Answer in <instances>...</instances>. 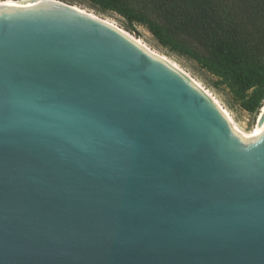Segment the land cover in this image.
Segmentation results:
<instances>
[{
    "label": "water",
    "instance_id": "water-1",
    "mask_svg": "<svg viewBox=\"0 0 264 264\" xmlns=\"http://www.w3.org/2000/svg\"><path fill=\"white\" fill-rule=\"evenodd\" d=\"M0 3V264H264V109L250 140L128 32Z\"/></svg>",
    "mask_w": 264,
    "mask_h": 264
},
{
    "label": "trees",
    "instance_id": "trees-1",
    "mask_svg": "<svg viewBox=\"0 0 264 264\" xmlns=\"http://www.w3.org/2000/svg\"><path fill=\"white\" fill-rule=\"evenodd\" d=\"M85 1L146 26L160 45L227 84L246 112L264 106V0Z\"/></svg>",
    "mask_w": 264,
    "mask_h": 264
},
{
    "label": "rangeland",
    "instance_id": "rangeland-1",
    "mask_svg": "<svg viewBox=\"0 0 264 264\" xmlns=\"http://www.w3.org/2000/svg\"><path fill=\"white\" fill-rule=\"evenodd\" d=\"M90 12L104 20L114 23L120 29L128 32L135 38L141 40L151 50L166 56L182 70L189 74L204 89L208 90L220 106L228 113L241 132L251 134L257 126V119L261 110L256 113H248L242 107L240 101L235 97L232 89L221 82V80L204 70L197 62L188 57L171 52L168 48L159 44L156 38L149 32L146 26L138 23L130 24L117 13L104 11L85 0H59Z\"/></svg>",
    "mask_w": 264,
    "mask_h": 264
},
{
    "label": "bare ground",
    "instance_id": "bare-ground-1",
    "mask_svg": "<svg viewBox=\"0 0 264 264\" xmlns=\"http://www.w3.org/2000/svg\"><path fill=\"white\" fill-rule=\"evenodd\" d=\"M3 2H7V4H11L12 2L10 1V0H2V1H0V3H3ZM107 21V20H106ZM108 22H110V21H108ZM110 23H112V22H110ZM112 24H114V23H112ZM142 44H144L141 40H139ZM145 45V44H144ZM146 46V45H145ZM147 47V46H146ZM148 48V47H147ZM150 49V48H149ZM151 50V49H150ZM151 51H153V50H151ZM154 53H156L157 55H159L160 57H162L163 59H165V60H167L168 62H170L171 64H173L174 66H176V67H178V68H180L178 65H176L173 61H171L170 59H168L166 56H164V55H161V54H159V53H157V52H155V51H153ZM197 84H199L198 82H196ZM200 85V84H199ZM206 90V89H205ZM206 92L210 95V96H212L213 97V95H211V93L208 91V90H206ZM215 99V98H214ZM216 100V99H215ZM216 102L219 104V102L216 100ZM262 109H264V106L262 107ZM225 111V110H224ZM225 113L228 115V113L225 111ZM259 115V114H258ZM229 117V116H228ZM230 118V117H229ZM231 119V118H230ZM232 120V119H231ZM233 121V120H232ZM232 127H233V129L238 133V134H240L244 139H246V140H250V139H252L253 137H255V135H257L260 131H261V129L259 128V127H257L256 126V128H255V131L253 132V133H251V134H245V133H243V132H241V130L237 127V125L233 122V124H232Z\"/></svg>",
    "mask_w": 264,
    "mask_h": 264
}]
</instances>
